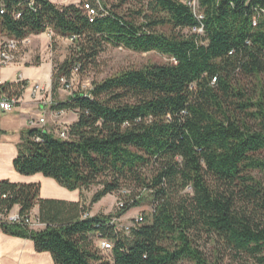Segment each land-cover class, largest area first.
<instances>
[{
    "label": "trees",
    "instance_id": "16d2710c",
    "mask_svg": "<svg viewBox=\"0 0 264 264\" xmlns=\"http://www.w3.org/2000/svg\"><path fill=\"white\" fill-rule=\"evenodd\" d=\"M116 1L0 0V37L71 38L53 90L95 67L107 44L170 58L56 102L77 114L67 138L45 127L21 132L14 170L50 177L80 200L41 198L39 183L2 179V232L32 240L54 264H264V178L253 173L264 175V0H198L200 20L187 0ZM199 24L203 34L191 31ZM116 193L120 208L88 214ZM146 196L142 222L110 224ZM14 206L22 216L38 206L45 226L8 222ZM96 236L113 242L109 256Z\"/></svg>",
    "mask_w": 264,
    "mask_h": 264
},
{
    "label": "rangeland",
    "instance_id": "374dc122",
    "mask_svg": "<svg viewBox=\"0 0 264 264\" xmlns=\"http://www.w3.org/2000/svg\"><path fill=\"white\" fill-rule=\"evenodd\" d=\"M51 1L57 4H65L70 2L78 3L80 0ZM106 1L109 3H117L116 0ZM126 5L127 4H124L123 8H125ZM41 34L40 36L34 35L35 37L30 35L27 46L21 48L20 54L21 56L23 55V57L20 60L25 65H17L14 63L8 66H2L0 68V75L3 78L7 77L8 80H14L19 71L23 73L24 78L28 79L29 84L26 85V89L23 91L22 98L25 102L20 104V106L27 112V119L45 117L46 122L43 126L52 132H55L57 128L62 125H71L74 117H77L76 112L72 110H64L63 113L59 114L57 117L54 115L53 105L58 101L66 99L72 92L78 90L87 91L90 89L93 81H100L125 68L141 67L149 63H165L170 61L169 57L155 51L138 52L120 45L107 44L104 50L99 54L95 67L90 68L84 74L73 73L68 83L69 86L66 87L63 85V82H61V85L56 90H53L49 77L48 63L51 65V70L54 69L56 64L62 63L68 55L71 41L66 37L55 36L53 32L49 34V30ZM36 63H39V65H36ZM32 83H39L44 88L41 94L37 95L36 98H32L30 95V84ZM16 112L19 111L13 109L6 113H0V126L8 128L7 130L10 133L17 130L12 129L15 128L14 126L16 124L12 115ZM26 126L27 128L29 127L28 124H26ZM18 134H21V132ZM259 156L264 158V151L259 153ZM253 173L261 177L263 176L264 178L262 173H258L257 171ZM95 190L96 188H92L89 192L84 193L86 202L89 201ZM119 197H121L119 193L114 194L111 198L106 196L94 205L93 210L96 214L112 213L116 209V202ZM142 202L143 203L139 206H135L125 212L121 216L119 224L128 225L137 214L148 212V197L146 196ZM92 241L96 247L97 242L95 238L92 237ZM101 254L106 257L110 255V253L106 251L104 253L101 252Z\"/></svg>",
    "mask_w": 264,
    "mask_h": 264
},
{
    "label": "crops",
    "instance_id": "0c3cea01",
    "mask_svg": "<svg viewBox=\"0 0 264 264\" xmlns=\"http://www.w3.org/2000/svg\"><path fill=\"white\" fill-rule=\"evenodd\" d=\"M40 35L42 34L40 33L37 34L36 36H40ZM31 36L35 37L34 35ZM29 37H28V42L30 40ZM27 44L22 45L21 48L26 47ZM22 57L23 55L21 56V54L19 53L15 64L25 65L20 60L22 59ZM36 65H39V63H36ZM48 65H49V77H50V81L52 82L53 70H51V65L49 63ZM19 73H21L23 76L22 72L19 71ZM0 78L4 81H7L8 83H13L15 81V79L8 80L7 77L3 78L1 75ZM23 102L25 101L23 100ZM15 109L18 110L19 112H16L12 115L14 121L16 122L14 126L15 128L12 129H17V130L15 132L10 133L7 130L8 128H3L0 126V180L9 179L10 181L18 182V183H39L41 198L56 199L66 202L79 201L80 193L78 190H72V191L68 190L60 186L54 179L50 177H45L41 173H35L32 175H22L14 170L12 162L14 157L17 155V144L19 143L22 134V133L21 134L18 133L22 132L24 129L27 128L26 124L28 120L27 112L23 110L24 108L22 106L19 105ZM76 119L77 117H74L73 122H75ZM113 195L114 194H108L106 196H109V198H111L113 197ZM106 196H104L103 198H105ZM95 204L91 206V209L88 213L89 215L96 214V212L93 210ZM17 211H18V206H14L12 209V213ZM31 214L32 215L38 214V206H35L32 209ZM0 264H54V261L49 252L46 251L37 252L34 248V244L32 240L28 238H22V237L5 234L4 232H2L0 228Z\"/></svg>",
    "mask_w": 264,
    "mask_h": 264
},
{
    "label": "built area",
    "instance_id": "2783aa9c",
    "mask_svg": "<svg viewBox=\"0 0 264 264\" xmlns=\"http://www.w3.org/2000/svg\"><path fill=\"white\" fill-rule=\"evenodd\" d=\"M187 4L192 8L195 16L198 20L202 18L201 13L198 11V0H187ZM30 5H33V0H30ZM3 12V10H1ZM261 12L264 13V8H261ZM17 14L16 16H18ZM257 17H253V25H256ZM192 32L203 34V25L199 24L198 26H194L191 29ZM52 33L51 30H49V34ZM71 41V38H68ZM28 43V37L23 39H15V38H6V37H0V67L2 66H8L11 64H14L17 61L18 55L20 53V49L22 45ZM77 69H74V72ZM60 82H63V85L66 87L69 86V82H67L64 78H60ZM12 84H14L16 87L13 88ZM28 79H25L21 73H17L16 79L13 83H8L7 81H4L0 78V113L11 111L18 107L21 103H23V91L26 89V85H28ZM30 95L32 98H36L37 95L41 94V91L44 90L43 86H41L39 83H32L30 84ZM54 110V115L57 117L59 114H62L64 110ZM45 117H40L38 119H28L27 124L29 127H44L45 124ZM57 136L61 138H67L68 136V126L62 125L54 132ZM185 191L190 192L191 186H187L185 188ZM123 205V201L117 200L116 202V209L120 208ZM121 216H113L110 219V224L115 225L116 228H123L124 230H128L129 227L134 226L137 223H140L144 220L143 214L139 213L137 214L130 224L128 225H120ZM6 220L8 222H21L25 225H27L29 228L33 229H40L45 226V223L40 222L37 217H35L32 214L27 215H20L18 212H11L6 217ZM97 242V247L102 251H110L113 247V242L107 238L96 236L95 238Z\"/></svg>",
    "mask_w": 264,
    "mask_h": 264
}]
</instances>
